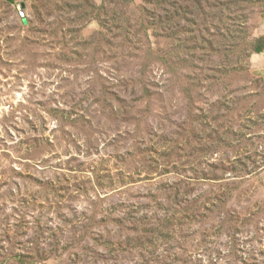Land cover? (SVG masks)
<instances>
[{"label": "rangeland", "instance_id": "rangeland-1", "mask_svg": "<svg viewBox=\"0 0 264 264\" xmlns=\"http://www.w3.org/2000/svg\"><path fill=\"white\" fill-rule=\"evenodd\" d=\"M0 264H264V0H0Z\"/></svg>", "mask_w": 264, "mask_h": 264}, {"label": "trees", "instance_id": "trees-1", "mask_svg": "<svg viewBox=\"0 0 264 264\" xmlns=\"http://www.w3.org/2000/svg\"><path fill=\"white\" fill-rule=\"evenodd\" d=\"M260 52H262V50Z\"/></svg>", "mask_w": 264, "mask_h": 264}]
</instances>
